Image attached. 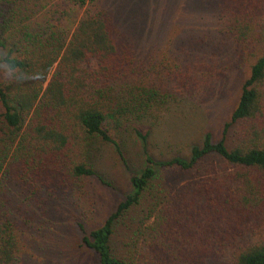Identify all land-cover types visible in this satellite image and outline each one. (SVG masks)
<instances>
[{"label":"trees","instance_id":"obj_1","mask_svg":"<svg viewBox=\"0 0 264 264\" xmlns=\"http://www.w3.org/2000/svg\"><path fill=\"white\" fill-rule=\"evenodd\" d=\"M88 1L92 11L72 30L58 11L26 23L0 0V49L34 74L23 85L0 81V176L32 196L92 177L104 184L89 161L92 140L118 150L110 131L128 117H147L168 101L206 106L202 96L220 98L225 80L245 70L220 140L205 132L188 160L156 161L144 151L131 191L101 226L80 230L98 264H264V0H171L202 20L160 68L153 48L124 36L109 8L70 3ZM156 31L157 40L160 23ZM134 132L145 146L148 134ZM202 167L211 169L201 181L166 199L153 195L161 173ZM145 197L153 200L137 243L114 255L116 225ZM20 242L14 217L0 207V264H14Z\"/></svg>","mask_w":264,"mask_h":264},{"label":"rangeland","instance_id":"obj_2","mask_svg":"<svg viewBox=\"0 0 264 264\" xmlns=\"http://www.w3.org/2000/svg\"><path fill=\"white\" fill-rule=\"evenodd\" d=\"M6 1L11 2L18 17L26 23L44 18L52 10L65 15L64 23L72 30L92 11L89 1L77 7L70 3L73 0ZM95 4L110 9L120 32L137 47L145 50L152 47L148 52L159 68L162 63L167 64L166 59L176 47L181 50V41L188 35L190 24L202 20L199 11H185L183 4L171 0H95ZM170 10L171 18L167 19L165 12ZM159 23L161 32L156 40ZM157 41L159 44L155 46ZM245 77V70L234 72L225 80L222 93H218L222 95L220 98L202 96L201 103L206 106L187 100L168 101L157 113L141 119L128 117L125 126L110 131L118 150L100 138L92 140L89 161L104 184L92 177L76 189L63 187L45 195L48 192L43 188L38 196H32L0 176V207L14 217L21 236L14 264H98L95 253L82 244L80 226L90 231L103 224L131 191L130 174L144 168V151L156 161L175 157L188 160L191 147L201 144L205 132L212 134L214 142L220 140L222 127L229 120ZM134 127L148 134L145 146ZM206 169L211 168L202 167L195 175L188 171L161 173L153 195L166 199L185 185L201 181ZM152 200L145 197L140 206L116 225L111 239L114 255L122 256L129 246L137 243L138 231Z\"/></svg>","mask_w":264,"mask_h":264},{"label":"clouds","instance_id":"obj_3","mask_svg":"<svg viewBox=\"0 0 264 264\" xmlns=\"http://www.w3.org/2000/svg\"><path fill=\"white\" fill-rule=\"evenodd\" d=\"M33 75L22 69L6 49H0V81L23 85L32 80Z\"/></svg>","mask_w":264,"mask_h":264}]
</instances>
